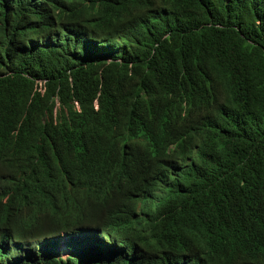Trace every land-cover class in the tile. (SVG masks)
<instances>
[{
    "label": "trees",
    "instance_id": "obj_1",
    "mask_svg": "<svg viewBox=\"0 0 264 264\" xmlns=\"http://www.w3.org/2000/svg\"><path fill=\"white\" fill-rule=\"evenodd\" d=\"M101 183L113 245L48 264L264 259V0H0V264Z\"/></svg>",
    "mask_w": 264,
    "mask_h": 264
},
{
    "label": "clouds",
    "instance_id": "obj_2",
    "mask_svg": "<svg viewBox=\"0 0 264 264\" xmlns=\"http://www.w3.org/2000/svg\"><path fill=\"white\" fill-rule=\"evenodd\" d=\"M101 185L103 189L95 201L85 203L77 196L63 194L56 198L57 205L50 214L53 222L45 224L36 219L28 233L35 249L33 261L48 264L55 261L49 257L54 252L59 253L58 257L67 258L79 245L84 249L99 251L110 249L113 240L108 236L109 229L100 224L99 216L111 213L112 217L118 220L127 215L128 208L126 204L116 199L106 185L102 183ZM94 187L98 188V183ZM88 212L94 213V217H86L79 225L69 226L70 218H77ZM56 222L65 224L66 227H59ZM6 256L9 257L7 254ZM257 264H264V259Z\"/></svg>",
    "mask_w": 264,
    "mask_h": 264
},
{
    "label": "bare ground",
    "instance_id": "obj_3",
    "mask_svg": "<svg viewBox=\"0 0 264 264\" xmlns=\"http://www.w3.org/2000/svg\"><path fill=\"white\" fill-rule=\"evenodd\" d=\"M141 143V142H140ZM111 227H113V225L111 224ZM115 230H116V227H115ZM117 232V231H116ZM126 247V246H125ZM53 254V253H52ZM121 254V253H120ZM58 262H61V261H58ZM58 262H57V264H58Z\"/></svg>",
    "mask_w": 264,
    "mask_h": 264
}]
</instances>
